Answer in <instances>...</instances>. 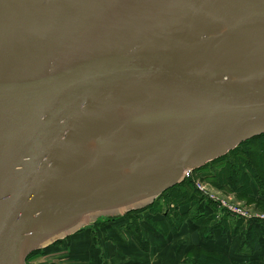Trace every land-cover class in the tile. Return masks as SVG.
Returning a JSON list of instances; mask_svg holds the SVG:
<instances>
[{
    "label": "water",
    "instance_id": "95a60500",
    "mask_svg": "<svg viewBox=\"0 0 264 264\" xmlns=\"http://www.w3.org/2000/svg\"><path fill=\"white\" fill-rule=\"evenodd\" d=\"M262 133L264 0H0V264Z\"/></svg>",
    "mask_w": 264,
    "mask_h": 264
},
{
    "label": "trees",
    "instance_id": "16d2710c",
    "mask_svg": "<svg viewBox=\"0 0 264 264\" xmlns=\"http://www.w3.org/2000/svg\"><path fill=\"white\" fill-rule=\"evenodd\" d=\"M198 177L208 181L219 190L234 193L238 199L244 200L248 205H253L255 209L264 210V133L242 142L224 156L194 170L192 176L186 177L182 183L167 189L152 205L144 209L130 211L124 216L102 219L110 221L125 219L128 229L134 227L135 230L140 231L139 216L141 213H161L162 216L157 221L161 232L165 235L172 230L180 231L187 221H192L198 226L202 242L213 238L216 228L222 232L228 231L230 224L233 227L232 233L236 234L243 219L238 218L232 223L230 213L224 212L222 219L217 220L218 206L198 190L196 186ZM251 223L252 226L245 231L243 243L245 246L251 247V251H253L260 245L254 229L259 220H253ZM137 240L146 248L147 241ZM63 241H58L53 245L61 244ZM45 249L32 252L28 259ZM186 264L240 263L230 262L229 257L222 252L207 250L200 245H192L187 251ZM254 264L263 263L256 261Z\"/></svg>",
    "mask_w": 264,
    "mask_h": 264
},
{
    "label": "rangeland",
    "instance_id": "374dc122",
    "mask_svg": "<svg viewBox=\"0 0 264 264\" xmlns=\"http://www.w3.org/2000/svg\"><path fill=\"white\" fill-rule=\"evenodd\" d=\"M196 180L208 185L223 198L243 204L252 212H262L254 209L244 200L238 199L234 193L219 190L201 177ZM161 216V213H141L140 231L135 230L133 226L132 229H128L125 219L110 221L100 218L61 244L52 245L29 258L28 264H138L137 262L143 264L144 261V264H178L184 253L187 256L188 248L193 243L190 233L192 231L172 230L165 235L161 232L157 221ZM137 239L153 245L149 257L148 255L142 257L141 252L136 251L137 247L134 245L138 243ZM168 243L176 245L174 251H166L163 248L164 244Z\"/></svg>",
    "mask_w": 264,
    "mask_h": 264
},
{
    "label": "crops",
    "instance_id": "0c3cea01",
    "mask_svg": "<svg viewBox=\"0 0 264 264\" xmlns=\"http://www.w3.org/2000/svg\"><path fill=\"white\" fill-rule=\"evenodd\" d=\"M254 207L253 205H251ZM255 209V207H254ZM259 211L264 212V210L256 209ZM231 222L234 223L238 217L233 216L230 214ZM243 219V218H242ZM253 220H244L243 223L240 224L238 227V232L236 234L232 233V226L230 224V227L228 231L222 232L219 228L214 229V235L213 238L208 239L206 242H202L200 237V232L198 226H196L192 221H187L184 223L182 229H187V231H192L191 238L193 240V243L190 244L189 247L192 245H200L201 247L212 250L215 252H222L226 254L229 257L230 262H238L240 264H254V262H262L264 264V220L260 219L259 223L255 224V234L257 236V239L259 240L260 245L251 251V247H247L244 245V237H245V231L252 226ZM181 229V230H182ZM163 247L166 251H174L176 248V245L173 243L164 244ZM137 247L136 251L139 250L142 254V257H145L146 255H151L152 247L153 245L148 243L146 245V248H144L141 244L136 243L134 245ZM121 249H124L123 247H120ZM128 247H126L127 249ZM189 249V248H188ZM187 251V250H186ZM179 260L178 264H186V253H184ZM139 255V254H138ZM171 257V256H170ZM148 261V260H147ZM139 264V262H137ZM145 261L143 262V264ZM142 264V263H141Z\"/></svg>",
    "mask_w": 264,
    "mask_h": 264
},
{
    "label": "built area",
    "instance_id": "2783aa9c",
    "mask_svg": "<svg viewBox=\"0 0 264 264\" xmlns=\"http://www.w3.org/2000/svg\"><path fill=\"white\" fill-rule=\"evenodd\" d=\"M193 171H188L186 173V177L192 176ZM196 186L199 191H201L206 198L213 200L217 206L219 211L216 213V219L221 220L224 212H229L233 216L238 218H243L244 220H264V212H252L249 208L245 205L236 203L233 201L228 200L227 198H223L215 193L208 185L197 181Z\"/></svg>",
    "mask_w": 264,
    "mask_h": 264
}]
</instances>
